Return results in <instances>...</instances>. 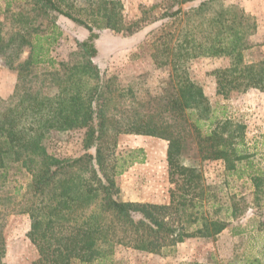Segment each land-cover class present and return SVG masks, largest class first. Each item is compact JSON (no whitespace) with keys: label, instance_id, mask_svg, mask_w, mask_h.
<instances>
[{"label":"trees","instance_id":"trees-1","mask_svg":"<svg viewBox=\"0 0 264 264\" xmlns=\"http://www.w3.org/2000/svg\"><path fill=\"white\" fill-rule=\"evenodd\" d=\"M172 2L157 18L126 23L119 0H3L0 56L16 84L14 94L0 98V264L3 229L14 215L29 218L26 237L38 253L32 264H116L120 248L160 254L225 231L264 239V213L236 223L249 209L264 212V153L253 159L246 126L224 106L213 107L189 73L194 62L220 59L225 65L211 72L216 96L264 93V40L252 41L256 19L224 0ZM59 17L88 34L65 63L55 56ZM155 22L161 31L143 48L154 67L166 70L157 87L147 85L146 74L123 83L101 73L94 63L99 31L129 37ZM66 132L83 133L84 153L76 158L47 150L55 134ZM119 135L168 143L167 201L119 200L116 179L144 161L140 150L116 153ZM205 161L222 162L247 196L233 193L223 203L203 182L198 162ZM259 254L264 259V245Z\"/></svg>","mask_w":264,"mask_h":264},{"label":"rangeland","instance_id":"rangeland-1","mask_svg":"<svg viewBox=\"0 0 264 264\" xmlns=\"http://www.w3.org/2000/svg\"><path fill=\"white\" fill-rule=\"evenodd\" d=\"M123 6L126 23H132L145 16L151 20L157 18L165 7L171 6L172 0H119ZM235 3L252 15L258 28L253 36V43L264 40V0H224ZM171 2V3H170ZM0 0V10L3 7ZM188 6H185L186 9ZM62 38L56 48L58 62L65 63L68 54L76 47L77 41L87 37V32L71 21L59 17L57 21ZM161 22L144 24L132 36L123 37L113 32L99 31L96 41L98 56L94 63L101 73L116 74L123 83L146 74L147 85L157 87L165 78V68L157 69L149 59L151 52L143 48L147 41L156 37L161 31ZM220 59H201L190 67V77L203 89L211 105L215 108L225 107L228 116L239 119L246 126L245 141L253 159L258 160L264 153V93L250 90L223 99L215 95V80L211 72L224 66ZM9 72L5 58L0 56V85L9 80L2 74ZM6 73V72H5ZM11 73V72H9ZM12 74V73H11ZM8 98V97H7ZM6 99V98H4ZM82 132L55 134L47 143V150L57 158H76L84 153ZM116 153L125 157L133 151H142L143 163L133 164L116 179L119 194L123 202H141L158 204L168 200V167L166 152L168 143L164 140L146 136L119 135L115 140ZM203 182L217 191L223 203L228 202L229 195L241 193L247 196L245 186L237 175L227 173L220 161L198 162ZM228 205V203L226 204ZM263 211L249 209L239 220L245 225L251 218H261ZM224 215V212H223ZM30 221L26 215H14L7 219L3 229L5 241L4 264H32L38 259L36 248L29 242L26 234ZM264 239L252 242L231 237L229 231L213 239L189 238L178 243L171 250L160 254H149L129 249H117L113 260L116 264H249V261L261 258L259 252ZM250 260H247V259Z\"/></svg>","mask_w":264,"mask_h":264},{"label":"crops","instance_id":"crops-1","mask_svg":"<svg viewBox=\"0 0 264 264\" xmlns=\"http://www.w3.org/2000/svg\"><path fill=\"white\" fill-rule=\"evenodd\" d=\"M5 72L2 75L6 77L9 80V82L5 83V81L3 80V84L0 85V98L2 99L7 98L12 94H14L15 84H16L15 76L9 72L7 73V71Z\"/></svg>","mask_w":264,"mask_h":264}]
</instances>
